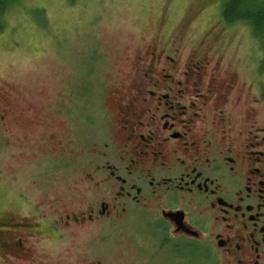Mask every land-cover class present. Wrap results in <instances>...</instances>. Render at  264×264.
I'll return each instance as SVG.
<instances>
[{
	"label": "flooded vegetation",
	"instance_id": "af4514ba",
	"mask_svg": "<svg viewBox=\"0 0 264 264\" xmlns=\"http://www.w3.org/2000/svg\"><path fill=\"white\" fill-rule=\"evenodd\" d=\"M220 49L198 45L183 57L162 33L119 46L105 64L102 129L86 79L107 62L106 50L100 60L86 57L85 83L74 78L56 118L27 112L28 126L47 125L41 136L58 160L47 166L55 180L38 201L24 202L25 213L0 216V257L7 264H264L263 53H248L241 74L221 67ZM91 140L98 142L88 151L83 143ZM81 166L83 176L69 179L67 168Z\"/></svg>",
	"mask_w": 264,
	"mask_h": 264
},
{
	"label": "rangeland",
	"instance_id": "374dc122",
	"mask_svg": "<svg viewBox=\"0 0 264 264\" xmlns=\"http://www.w3.org/2000/svg\"><path fill=\"white\" fill-rule=\"evenodd\" d=\"M229 1L18 0L9 6L0 30V216L25 213V201L35 203L51 191L55 179L47 166L58 160L41 136L47 125L28 126L24 117L30 111L55 118L63 112L60 101L69 97L65 91L71 90L74 78L85 83L88 67L84 63L92 53L98 60L102 50L108 53L107 62L97 63L86 79L99 129L108 122L104 117L109 109L105 64L110 66L119 46L141 34L143 42L148 35L162 33L175 41L183 57L189 49L211 43L216 50L222 48V68H237L241 74V67L250 68L248 53L261 57V44L247 23L234 21L226 30L222 27L228 22L224 10ZM213 30L222 33L215 36ZM94 142L98 141L83 145L89 151ZM81 159L85 165L86 155ZM76 167L67 168L69 179L76 180L86 171L81 166L73 173ZM0 264H7L6 259L0 257Z\"/></svg>",
	"mask_w": 264,
	"mask_h": 264
},
{
	"label": "trees",
	"instance_id": "16d2710c",
	"mask_svg": "<svg viewBox=\"0 0 264 264\" xmlns=\"http://www.w3.org/2000/svg\"><path fill=\"white\" fill-rule=\"evenodd\" d=\"M17 1L0 0V30L5 11ZM224 19L228 24L239 21L251 26L252 35L260 41L264 62V0H230L224 10Z\"/></svg>",
	"mask_w": 264,
	"mask_h": 264
}]
</instances>
